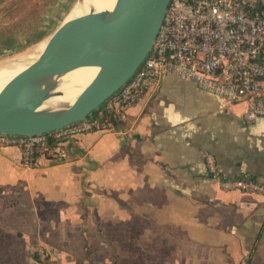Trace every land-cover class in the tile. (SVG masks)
<instances>
[{
	"label": "crops",
	"instance_id": "obj_1",
	"mask_svg": "<svg viewBox=\"0 0 264 264\" xmlns=\"http://www.w3.org/2000/svg\"><path fill=\"white\" fill-rule=\"evenodd\" d=\"M176 76L128 107L118 132H88L68 158L21 163L0 148V264H264V196L222 190L264 183V117Z\"/></svg>",
	"mask_w": 264,
	"mask_h": 264
},
{
	"label": "built area",
	"instance_id": "obj_2",
	"mask_svg": "<svg viewBox=\"0 0 264 264\" xmlns=\"http://www.w3.org/2000/svg\"><path fill=\"white\" fill-rule=\"evenodd\" d=\"M170 75L228 103L245 104L246 121L264 117V0H170L147 56L98 110L51 134H0V148L18 147L28 168L41 155L64 161L79 135L118 132L125 110ZM203 157L220 189L264 196L263 182L252 176L222 177L213 154L204 151ZM34 256L47 263L45 248L36 246Z\"/></svg>",
	"mask_w": 264,
	"mask_h": 264
},
{
	"label": "water",
	"instance_id": "obj_3",
	"mask_svg": "<svg viewBox=\"0 0 264 264\" xmlns=\"http://www.w3.org/2000/svg\"><path fill=\"white\" fill-rule=\"evenodd\" d=\"M170 0H115L62 21L43 50L0 90V134H51L87 118L129 80L147 56ZM94 66L97 73L70 101L59 79L71 70Z\"/></svg>",
	"mask_w": 264,
	"mask_h": 264
},
{
	"label": "rangeland",
	"instance_id": "obj_4",
	"mask_svg": "<svg viewBox=\"0 0 264 264\" xmlns=\"http://www.w3.org/2000/svg\"><path fill=\"white\" fill-rule=\"evenodd\" d=\"M75 1L0 0V65L35 60V45L63 21Z\"/></svg>",
	"mask_w": 264,
	"mask_h": 264
},
{
	"label": "bare ground",
	"instance_id": "obj_5",
	"mask_svg": "<svg viewBox=\"0 0 264 264\" xmlns=\"http://www.w3.org/2000/svg\"><path fill=\"white\" fill-rule=\"evenodd\" d=\"M115 0H76L66 14L63 21L85 14L90 8L95 10L111 9ZM56 28V27H55ZM47 39H43L35 45L32 55H38L44 48ZM27 51V50H26ZM31 53V52H30ZM23 56V55H22ZM35 57V56H34ZM13 58V57H12ZM32 60V59H31ZM30 62H18L0 65V90L14 76L19 74ZM98 68L94 66L78 67L63 75L59 81L57 90L62 92L59 97L48 101L49 105L58 102L70 101L76 97L89 84L97 73Z\"/></svg>",
	"mask_w": 264,
	"mask_h": 264
},
{
	"label": "trees",
	"instance_id": "obj_6",
	"mask_svg": "<svg viewBox=\"0 0 264 264\" xmlns=\"http://www.w3.org/2000/svg\"><path fill=\"white\" fill-rule=\"evenodd\" d=\"M34 33H36L35 30L32 32V34L34 35ZM31 36H32V35H31ZM14 45H16V44H14ZM108 118H110L115 124H117V122H115L111 116H109ZM121 121H122V120H121ZM121 121H120V122H121ZM120 122H119V124H121ZM34 257H35V256H34Z\"/></svg>",
	"mask_w": 264,
	"mask_h": 264
}]
</instances>
